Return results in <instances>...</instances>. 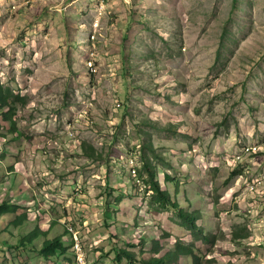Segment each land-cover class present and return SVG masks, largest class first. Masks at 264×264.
<instances>
[{
    "label": "rangeland",
    "instance_id": "obj_1",
    "mask_svg": "<svg viewBox=\"0 0 264 264\" xmlns=\"http://www.w3.org/2000/svg\"><path fill=\"white\" fill-rule=\"evenodd\" d=\"M0 84L23 98L15 132L0 111V264L175 240L177 264H264V0H0ZM144 157L208 241L156 212Z\"/></svg>",
    "mask_w": 264,
    "mask_h": 264
},
{
    "label": "trees",
    "instance_id": "obj_2",
    "mask_svg": "<svg viewBox=\"0 0 264 264\" xmlns=\"http://www.w3.org/2000/svg\"><path fill=\"white\" fill-rule=\"evenodd\" d=\"M23 100L18 94H15L9 87L0 84V111L3 118H6L11 122L12 131L15 132L14 121L12 119L13 103H17ZM19 136V134H18ZM141 170L139 174L145 175L146 183L149 185V190L152 192L153 202L158 205L156 212L173 208L176 210L182 225L188 229L196 239L209 240L208 233H204L202 227L198 224L200 219V211L198 210H186L182 208L179 202L173 198L167 189L161 187V183L155 178L156 171L153 166L144 157L141 159ZM235 174V173H233ZM139 177H142L141 175ZM163 180L165 184L172 183L174 189L178 188L179 181L173 179L168 173H163ZM16 206L11 205L8 202H2L0 204V215L8 211H13ZM46 231H41L38 226L25 235L26 240L31 242L33 239L38 238L40 235H46ZM235 237V236H234ZM23 241V238H22ZM143 241V240H142ZM153 243V242H152ZM138 244V243H137ZM136 243H127L125 247L118 248L114 251V258L116 263L123 264L125 260L126 264H177L178 257L183 255L184 257H191L195 261L196 254L194 253L192 246L189 243H184L181 240H175L173 250H165L163 253L159 252L162 249L158 243L152 244V249L147 257L143 256L144 251H136L134 248ZM143 244L142 242L139 243ZM67 246L63 242L61 235L53 237H45L40 246V254L44 257H53L56 255L65 254Z\"/></svg>",
    "mask_w": 264,
    "mask_h": 264
},
{
    "label": "built area",
    "instance_id": "obj_3",
    "mask_svg": "<svg viewBox=\"0 0 264 264\" xmlns=\"http://www.w3.org/2000/svg\"><path fill=\"white\" fill-rule=\"evenodd\" d=\"M74 235H75V237H76V241H77V242H76V245H77V246H79V243H78V238H77V235H76V233H75Z\"/></svg>",
    "mask_w": 264,
    "mask_h": 264
}]
</instances>
